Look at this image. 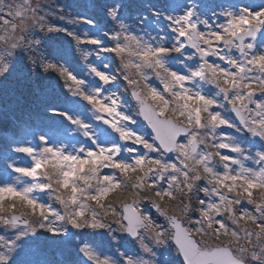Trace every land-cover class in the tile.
<instances>
[{"label": "snow or ice", "instance_id": "snow-or-ice-1", "mask_svg": "<svg viewBox=\"0 0 264 264\" xmlns=\"http://www.w3.org/2000/svg\"><path fill=\"white\" fill-rule=\"evenodd\" d=\"M94 7L0 0V84L50 88L63 133L7 146L29 161L0 180V264L38 243L60 264H264V0L153 4L151 30L140 5Z\"/></svg>", "mask_w": 264, "mask_h": 264}, {"label": "rangeland", "instance_id": "rangeland-1", "mask_svg": "<svg viewBox=\"0 0 264 264\" xmlns=\"http://www.w3.org/2000/svg\"><path fill=\"white\" fill-rule=\"evenodd\" d=\"M51 1V0H49ZM95 1V2H94ZM126 1H130V0H125ZM135 2H140L141 5H143L141 0H134ZM53 2H55V9L57 6H62L64 8V10L69 9V14H72L71 16H75L77 13H79L81 16H89L90 15V7H91V1L90 0H53ZM94 5L95 4H100V3H104L105 0H93ZM151 2V1H150ZM177 2V0H155V5H163V4H175ZM196 2L198 4H202V5H216V4H230V3H247L249 2V0H214L212 2V4H210V0H196ZM256 2L258 3L259 0H256ZM68 5V6H67ZM152 5V4H151ZM151 5H145V8H148ZM54 8V7H53ZM53 9V10H55ZM86 10V11H85ZM88 10V11H87ZM66 12L68 13V10H66ZM138 16H146L149 17V19L145 22L144 27L149 28V30H151L152 28L158 27L160 25H158L157 21L152 19L150 16V13L147 11H144V8L142 10L139 9V11L137 10L135 12V17L137 18ZM134 17V19H135ZM129 24L133 23V22H129L127 21ZM76 28H87L88 26L86 25H75ZM53 36H55L56 34L52 33ZM57 38H60V43L59 44H55L54 49L59 47L61 42L63 43H67V41L65 40L64 36L62 33H60V37L58 35H56ZM52 43V42H51ZM105 55H109V54H105ZM90 59H95V57H90ZM99 63V62H97ZM83 64V63H82ZM90 79L92 77H89ZM16 83L13 80H9L6 84H0V89H2L4 86H6L8 89H12V92L14 91V88H16ZM10 84H12L13 86H11ZM66 90V89H65ZM49 91V88L45 89V93H47ZM112 91H120L123 92V83L120 85V88L117 89L116 87L112 88ZM123 99L125 101H127L128 105H135V103L132 101L130 95L127 93H124ZM0 104L4 103V104H19V101L17 99H14L13 97H10L8 99L5 100H0ZM1 107V105H0ZM133 111H135V108H133ZM51 113H47L44 116L47 118V116H50ZM89 116H91V112L88 113ZM0 117L2 118V109H0ZM97 124H100L101 127H107L105 125H102L101 122L97 121ZM25 126L22 125V128ZM26 127L23 128V130H25ZM30 130V129H29ZM34 131V132H33ZM41 131L45 132L46 134L56 137L58 139H63V133L61 131H59L54 125L51 124V121L48 120V122L45 124V127L43 129H39V130H30V131H25V132H21L19 133V136L15 139V141H17L18 143H22V142H27V141H32L33 143H38V140H33V134L35 133L36 135H38ZM70 136H75V133H69ZM82 139V137H81ZM12 140V139H10ZM73 143H75V141H71ZM11 144V146L15 145L12 148H15L17 146L16 143H13V141L9 142L8 145ZM1 148V147H0ZM2 150H0V154L3 152L2 154V158L4 159V161L0 162V180L6 179L9 175V173H11V175L13 177H15L16 175H18L17 173L12 172V170L10 168L7 167L8 164L12 163L13 160L20 166H24L28 161L29 158L25 155V154H17L14 153L12 151H10L8 149V147H6L5 151L3 150V148H1ZM9 157H11L12 159H9ZM23 179H28V178H23ZM42 199L46 200L48 199L47 196H44L43 194H40ZM50 202V201H49ZM58 207V205H57ZM142 208H145L146 211L152 213L155 215V209L151 208V206L148 204L147 201H145L142 205ZM67 253L63 250H61L59 247H46L43 245V243H38V244H33L31 245L29 248L25 249V254L22 256V259L31 262V264H47V262H52V264H60L61 261H63L66 257ZM165 256H168L167 253H165ZM169 259H171V257H168Z\"/></svg>", "mask_w": 264, "mask_h": 264}, {"label": "trees", "instance_id": "trees-1", "mask_svg": "<svg viewBox=\"0 0 264 264\" xmlns=\"http://www.w3.org/2000/svg\"><path fill=\"white\" fill-rule=\"evenodd\" d=\"M142 1L149 3L155 2V0H142ZM213 1L214 0H210V4H212ZM126 3L133 6L140 5L138 1L135 2L134 0L126 1ZM94 6H93L94 13L102 17V13L100 12V10ZM136 11L137 8L132 7L128 9V14L131 17H135ZM129 21L133 22V19H130ZM49 43L50 46L54 48L55 44L56 43L59 44L60 42H52V43L49 42ZM82 63L83 62L81 61V65ZM11 80L17 82L15 78ZM60 83L62 84L63 81L61 80ZM10 85L13 86L12 84ZM15 86L16 88H14L13 92L12 89H8L6 86H4L0 91V100L1 99L5 100L10 97H13L14 99H17L19 101V104L16 105L13 104L9 105L4 103L0 104L1 105L0 109H2V118L0 117V147L3 148L4 151L8 146V143L16 139V137L18 136L21 130L23 132L25 131L27 132L30 130H39L40 128L43 129L45 127V124L48 122V119L44 116L46 114L45 101L47 96L51 94V89L49 88V91L45 93V89L41 90L40 88L35 87V85H33L32 89H29L28 87H25L19 83H16ZM24 124H25L24 127H26L25 130H23L24 127L22 128V125ZM14 146L15 145H13L12 147ZM1 148L0 150H2ZM2 154L3 152L0 154V162L4 161V159L2 158Z\"/></svg>", "mask_w": 264, "mask_h": 264}, {"label": "flooded vegetation", "instance_id": "flooded-vegetation-1", "mask_svg": "<svg viewBox=\"0 0 264 264\" xmlns=\"http://www.w3.org/2000/svg\"><path fill=\"white\" fill-rule=\"evenodd\" d=\"M45 3L50 4L53 8V5H55V3L53 2V0L49 1V0H44Z\"/></svg>", "mask_w": 264, "mask_h": 264}]
</instances>
